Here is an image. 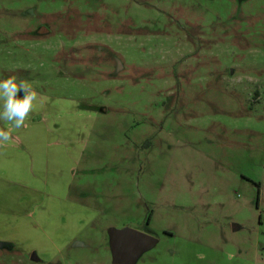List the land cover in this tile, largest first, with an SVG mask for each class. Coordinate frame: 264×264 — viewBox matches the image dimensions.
<instances>
[{
  "label": "rangeland",
  "instance_id": "1",
  "mask_svg": "<svg viewBox=\"0 0 264 264\" xmlns=\"http://www.w3.org/2000/svg\"><path fill=\"white\" fill-rule=\"evenodd\" d=\"M13 76L97 117L74 121L69 198L42 189L9 219L0 264H112L125 228L157 240L134 264H179L186 244L192 264H264V0H0Z\"/></svg>",
  "mask_w": 264,
  "mask_h": 264
},
{
  "label": "crops",
  "instance_id": "2",
  "mask_svg": "<svg viewBox=\"0 0 264 264\" xmlns=\"http://www.w3.org/2000/svg\"><path fill=\"white\" fill-rule=\"evenodd\" d=\"M49 99L50 97L39 95L37 107L26 121V127L15 129L12 132V141L0 145V198H5L6 195L11 199L12 205L17 207L11 211L0 212V236H4L1 231L6 228L13 232L7 227V221L12 217L16 216L19 220L20 216L27 219L32 217L30 208L41 202L40 190H52L50 196H46L50 200H65L70 196L73 172L81 160V151L74 150L73 143L77 141L72 132L74 121H77L76 124L89 126L92 124L90 119H95L97 113L82 103L69 105ZM0 127H6L4 121H0ZM65 128L70 133L60 134ZM58 132L61 135L59 138ZM52 204L55 205L56 201H52ZM76 207L78 210H88L83 205L77 204ZM13 211L17 214L12 213ZM67 224V228L71 225L72 236H76L78 233L75 226L68 220ZM53 229L57 231L58 226L54 225ZM17 234L10 233L8 236L15 237ZM186 245L173 257L176 260L181 259L179 264H192L190 258L187 259L190 251ZM222 260L223 264H248L244 258L239 259L234 255H225Z\"/></svg>",
  "mask_w": 264,
  "mask_h": 264
},
{
  "label": "clouds",
  "instance_id": "3",
  "mask_svg": "<svg viewBox=\"0 0 264 264\" xmlns=\"http://www.w3.org/2000/svg\"><path fill=\"white\" fill-rule=\"evenodd\" d=\"M23 91L24 95L19 93ZM39 93L27 81H17L16 77L0 80V145L11 142L15 129L26 127V121L37 107Z\"/></svg>",
  "mask_w": 264,
  "mask_h": 264
},
{
  "label": "water",
  "instance_id": "4",
  "mask_svg": "<svg viewBox=\"0 0 264 264\" xmlns=\"http://www.w3.org/2000/svg\"><path fill=\"white\" fill-rule=\"evenodd\" d=\"M19 95L23 96V91ZM110 239L113 254L112 264H134L138 257L157 244L155 238L132 228L111 229ZM31 260L41 261L36 252L31 254Z\"/></svg>",
  "mask_w": 264,
  "mask_h": 264
}]
</instances>
